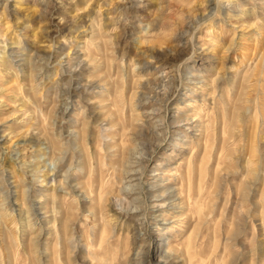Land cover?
Here are the masks:
<instances>
[{"label": "rangeland", "instance_id": "1", "mask_svg": "<svg viewBox=\"0 0 264 264\" xmlns=\"http://www.w3.org/2000/svg\"><path fill=\"white\" fill-rule=\"evenodd\" d=\"M228 6L232 12L225 11ZM240 9L248 15L238 18L227 14ZM90 14L100 20L94 26ZM154 19L159 21L155 26L150 22ZM150 23H153L151 27ZM101 25L105 26L106 39L111 43L108 55L115 66L110 73H117L112 74L111 80L114 83L120 78V85L121 77H125L121 100L107 92H84L82 85L70 81L71 64L76 62L78 54L83 56L84 48L93 49L90 37L93 28ZM22 39L27 44L26 52L33 57L41 54L42 59L37 62L44 65V70L31 69L25 51H11L17 46L16 41ZM0 43L11 55L14 74L11 77L0 67V170L5 169L6 173L14 170L20 183L56 187L63 194L66 192L62 217L75 214V227L70 238H65L67 243L63 236L55 234L58 222L54 231L45 230L41 234L38 253L31 259L34 262L37 255L34 264H264V76L258 81L257 76L251 77L252 71L264 64V0H0ZM70 58H74L71 63ZM81 67L74 80L85 82L92 77L94 69L88 64ZM108 72L104 68L99 70L97 75L102 74L98 78ZM147 81L150 83H146V88L139 84ZM142 87L150 95L134 102L135 96L132 98L131 94ZM105 98L106 102H101ZM115 100L118 102H113ZM155 102L161 106L158 111L152 110ZM118 106H125L122 109H125L126 120L141 116L142 121L156 125L155 130L163 132V135H151L149 159H140L144 164L142 172L127 174L123 168L112 164L121 155L112 152L111 138L102 136L111 131L103 119L108 109L115 112ZM238 106L244 109V121L234 122L233 111L236 112ZM177 108L183 111L184 120L172 124L170 121L177 116ZM225 109L229 116L224 117ZM78 129L85 132L81 141L83 151L78 146L70 148L68 143ZM119 136L115 141H119ZM206 139H209V147L205 153L206 191L202 214L185 201L180 212L187 216L177 218L173 212V217L170 215L167 221H156L151 213L162 212L158 209L173 211L171 201L163 198L165 196L155 199L145 194L139 201L133 198L140 190L149 191L150 182L161 177L180 188V173L193 162L200 165ZM51 142L59 143V149H54ZM34 143L38 145L32 146ZM65 149H68L66 153ZM137 157L139 160L142 156ZM80 163L84 167L82 171ZM37 166L42 169V173L37 172L39 175L32 171ZM172 168L174 171H170ZM251 168L257 177L251 173ZM199 174L197 172L196 176ZM99 176L108 182L115 178L107 184L110 194H105L102 201L95 197L98 192L88 196L85 190L91 184L90 179L97 177L98 191ZM136 181L140 185L135 190L121 193L122 185ZM115 195L126 198L125 208L115 205L118 201ZM21 200L19 196V204ZM71 203L78 210L71 209ZM154 203L158 205L152 207ZM133 204L139 208L135 209ZM85 205L93 206L95 214L84 211ZM16 208L20 209L18 205ZM15 216L19 218L18 211ZM5 229H8L6 224ZM103 229L110 234L102 241ZM8 232L14 235L11 229ZM32 235L19 237L23 236L25 243H30ZM64 241L66 244H62ZM188 243L192 244L190 252L193 254L186 257L184 251ZM13 245L14 252L15 243ZM4 251L0 258L5 263L0 259V264H9L8 251ZM28 262L21 250L13 264Z\"/></svg>", "mask_w": 264, "mask_h": 264}, {"label": "bare ground", "instance_id": "2", "mask_svg": "<svg viewBox=\"0 0 264 264\" xmlns=\"http://www.w3.org/2000/svg\"><path fill=\"white\" fill-rule=\"evenodd\" d=\"M255 2V1H254ZM80 3V2H79ZM242 8V7H241ZM262 8V7H261ZM213 9V8H212ZM225 11H231L232 12V9L230 6H228V8L226 9L225 8ZM235 11V10H233ZM236 13L234 14H231V13H227L229 16L232 15V16H236L238 18H242L244 15L247 16L248 15V12H246L245 10H236L235 11ZM100 13V12H99ZM150 14V13H149ZM100 16L102 15V13L99 14ZM90 17L92 19V23H93V26L95 24H97L96 22H99V18L97 16H92L90 14ZM217 17V16H216ZM159 18V17H158ZM101 19V18H100ZM156 19V18H155ZM154 21H150V22H154V25L155 26V22H159L157 20ZM260 21V20H259ZM102 22V21H101ZM216 22V21H215ZM151 24L153 23H150V27H151ZM158 26V25H157ZM97 28H93L94 31H93V34L92 36L90 37L91 40H90V45H94L93 46V49L90 48V50H87L88 47L84 48V51L82 53L84 57L82 60L79 61L80 59V55L78 54L76 56V62L74 64H71V67H70V81L71 82H75L76 84L79 85H82L83 86V91H92V92H97L98 94H103L105 92L108 93V95H112L114 94L115 97L114 98H118L119 100H121L123 98V88H124V83L126 82L125 81V77H121V83L119 85V82H120V78H118V80L116 82L113 83V81L111 80L112 78V74L110 73L112 69V67L114 68L115 65L112 64L111 62V58H109V55H108V40L106 39V35H105V32H106V28L105 26H96ZM219 27V26H218ZM154 29V28H153ZM263 29V28H262ZM162 31V30H161ZM260 34V33H259ZM24 35V34H23ZM162 35V34H161ZM158 36V35H157ZM24 38V36H22ZM17 43V46L15 48H13L11 51L12 52H15V53H23L25 50H26V42H25V39H22L19 40L18 42L16 41ZM1 44V43H0ZM89 44V43H88ZM87 44V45H88ZM111 44V43H110ZM109 44V45H110ZM229 44V43H228ZM14 46V45H13ZM90 47V46H89ZM9 48V47H8ZM11 49V48H10ZM10 51V52H11ZM264 51V50H263ZM8 49L7 47L5 46V48H2L0 46V67L4 68V70H6V72L8 74L12 76H14V74L12 73V66H11V62L12 60L10 59L11 55L8 54ZM26 52V51H25ZM258 53V52H257ZM39 54V53H38ZM117 54V53H116ZM24 55H27L28 57V65L30 67H32L31 69H36V68H39L41 70H44V65L41 64V63H38L37 62V59L40 60L42 58H40L41 54L37 55L36 57H33L31 54H29V52H26L24 53ZM80 56V57H79ZM261 56V55H260ZM264 56V55H263ZM112 57V56H111ZM113 58V57H112ZM142 58V56H141ZM74 58H70L69 59V62L71 63V61L73 60ZM144 59V58H143ZM121 60H123V58H121ZM259 60V59H258ZM42 61V60H41ZM56 61V60H55ZM122 62V61H121ZM84 63V64H83ZM83 64V65H82ZM90 65L92 66V68L94 69V71L92 72L93 75H91L92 77L88 78L85 80V82H81V81H77V80H74L76 78H78L75 73H77V70L79 67L81 66H85V65ZM146 63H144L145 65ZM183 64V63H182ZM250 66V65H249ZM82 68V67H81ZM103 68L105 69V72L106 70H109L108 73H105L103 78L99 79L98 77L101 76L102 73H100L99 75H97V72L99 70H103ZM119 68V67H118ZM250 69V68H249ZM111 70V71H110ZM32 71V70H31ZM92 71V70H91ZM250 72V71H249ZM38 73V72H37ZM94 73H96V75H94ZM186 75L188 74V72H185ZM238 73V72H237ZM236 73V74H237ZM34 74V72H33ZM117 74V73H115ZM113 74V75H115ZM6 75V74H5ZM80 75V74H79ZM196 75V74H195ZM248 75V74H247ZM35 76V75H34ZM250 76V75H249ZM257 76V81L260 80L259 78L264 76V64H261L260 66H258L254 71H252V78L253 77H256ZM37 77V76H36ZM35 77V78H36ZM34 78V77H33ZM115 78V77H114ZM127 78V77H126ZM248 78V77H247ZM232 79V78H230ZM264 79V78H262ZM116 80V78H115ZM233 80V79H232ZM237 80V79H236ZM245 81L247 80L246 77L244 79ZM252 80V79H250ZM112 81V82H111ZM142 81V80H140ZM230 81V80H229ZM235 81V80H234ZM27 82V81H26ZM138 82V81H137ZM244 82V81H243ZM250 82V81H249ZM252 82V81H251ZM113 83V84H112ZM146 83H150L149 81L147 82H139V84H141L142 86H144V88H146ZM154 83V82H153ZM238 83V82H237ZM242 83V82H241ZM257 83V82H256ZM262 83V82H261ZM235 84V82L233 83ZM240 84V83H239ZM243 84V83H242ZM240 84V85H242ZM245 84V83H244ZM140 85V86H141ZM238 85V84H237ZM236 85V86H237ZM251 85V83H250ZM258 85V84H257ZM69 86V85H68ZM239 86V85H238ZM261 86V85H260ZM27 87V86H26ZM31 87V86H30ZM35 89V88H34ZM236 89V88H235ZM237 90V89H236ZM54 91L56 92L57 91V88L54 89ZM113 91V92H112ZM139 91V92H138ZM137 92H133V94H131L132 98H134L135 96V100H133L134 102H139L143 99V97L145 95H148L150 92H147L146 90L143 89H139ZM239 91V90H238ZM59 92V91H58ZM218 92V91H217ZM245 92V91H244ZM258 93V92H257ZM190 94V93H189ZM150 95V94H149ZM206 95V94H205ZM189 96V95H188ZM223 96V95H222ZM241 96V94H240ZM153 97H156V99L158 100V97H157V94H154ZM239 97V96H238ZM248 97V96H246ZM15 98V97H14ZM20 98V97H19ZM221 98V97H220ZM237 98V96H236ZM255 98V97H254ZM258 98V97H257ZM108 99V98H107ZM213 99V98H212ZM225 99V98H224ZM238 99V98H237ZM236 99V100H237ZM241 99V98H240ZM20 100V99H19ZM105 99L101 100V102H106ZM113 100V99H112ZM247 100V99H246ZM131 101V100H130ZM211 101V100H210ZM223 101V100H222ZM237 101H240V100H237ZM236 101V102H237ZM113 102H118L117 100L113 101ZM112 102V103H113ZM122 103V101H120ZM249 102V101H248ZM262 102V101H261ZM260 102V103H261ZM230 103V102H229ZM133 104V102H132ZM136 103H134L135 105ZM237 104V103H236ZM235 104V105H236ZM114 106L117 105V103H114L113 104ZM224 105V104H223ZM228 105V103H227ZM239 105V104H237ZM260 105V104H259ZM18 106V105H17ZM23 106V104H22ZM120 106V105H119ZM117 107L119 109H117L115 112L112 111L111 109L107 110V115L104 117L103 120H106L107 121V127L110 128V133L107 132L106 134L104 133L102 136H109L111 138V140L113 141L110 145V147L112 148V152L114 151L115 155H121L120 158H115L114 161H112V164L113 166L115 165L117 168L121 167L123 168L124 172L129 174L132 172H142L143 171V165H142V162H141V158H146V159H149V155H150V152H149V148H150V138H151V135H156V136H159L161 135L163 132H158L155 130V126L156 125H153L151 123H148L147 121H142V117L140 116L137 117H133L132 119L129 117L127 118H124L123 114H124V110L120 107ZM136 106V105H135ZM152 106H154V108L152 109L153 111H158L160 110L161 106H159L156 102L154 104H152ZM225 106V105H224ZM233 106V105H232ZM247 107V106H246ZM249 107V105H248ZM27 108V107H26ZM226 108V107H225ZM234 108V107H233ZM239 108V106L237 107ZM251 110V107H249ZM178 109V114L176 117H174L172 119V121H170L172 124L173 122L174 123H177L181 120H184V116H183V111L182 113L180 112L181 109L177 108ZM183 109V108H182ZM195 109V108H194ZM207 109V108H206ZM242 108H239L237 109L236 112L233 111V121L234 122H237L239 120H243L244 116L243 114L245 113H242V111L244 110H241ZM184 110V109H183ZM204 110V109H203ZM234 110V109H232ZM247 110V108H246ZM194 111V110H193ZM219 111L221 112V110L219 109ZM252 111V110H251ZM250 111V112H251ZM185 112V111H184ZM201 112V111H200ZM244 112V111H243ZM249 112V111H248ZM30 114V113H29ZM133 114V113H132ZM136 114V113H135ZM219 114V113H218ZM229 116V113H228V110L225 109L224 111V117L225 115ZM249 114V113H248ZM43 115V114H42ZM197 115V114H196ZM114 116V118H112ZM158 117H165V115H160L158 114L157 115ZM246 116V115H245ZM249 116V115H248ZM189 117V116H188ZM194 117V116H193ZM199 117V116H198ZM201 117V116H200ZM203 117V116H202ZM227 117V116H226ZM223 118V116H222ZM231 119V118H230ZM213 120V119H212ZM225 120V119H223ZM227 120H229L227 118ZM226 121V120H225ZM224 121V122H225ZM244 121V120H243ZM34 122V121H33ZM46 122V121H45ZM222 122V121H221ZM231 122V121H230ZM36 123V122H35ZM213 123V122H212ZM227 123V122H226ZM244 123V122H243ZM242 124V122H241ZM264 124V123H263ZM200 125V124H199ZM214 125V124H213ZM218 125V124H217ZM260 125V124H259ZM223 126V124H222ZM225 126V125H224ZM230 126V125H229ZM228 126V127H229ZM236 126V125H235ZM235 126H233L235 128ZM171 127V126H170ZM226 127V126H225ZM233 127L231 126V128L233 129ZM151 128H153V131H151ZM204 128V127H203ZM230 128V130H232ZM241 128V127H240ZM202 129V127H201ZM200 129V130H201ZM207 129V127L205 128ZM8 130V129H7ZM121 131V132H120ZM207 131V130H206ZM239 131V130H238ZM210 132V131H209ZM16 133V132H15ZM45 133V132H44ZM203 133V132H202ZM234 133V132H233ZM238 133V132H237ZM72 134V133H71ZM119 137H117V139L119 140L118 142L115 141V138L117 135H119ZM198 134V133H197ZM201 134V133H200ZM206 134V133H205ZM204 134V135H205ZM244 134V133H243ZM46 135V133H45ZM163 135V134H162ZM47 136V135H46ZM83 136H85V132L81 129H78L76 130V133H74L73 136L70 137L68 143H69V146L70 148L73 147V146H78L79 147V150L80 151H83V143H81L82 141V138ZM165 136V135H164ZM211 136V135H210ZM231 136V135H230ZM262 136V135H261ZM201 137H203V135H201ZM205 137V136H204ZM233 137V136H231ZM258 137V136H257ZM100 138V137H99ZM236 138V137H235ZM153 139V138H152ZM84 140V139H83ZM208 140L209 139H206V142L204 143V145H202V148L204 150L203 152V156L202 158L200 159V165L198 164H194V162L192 164H189L188 166V169L187 170H184V172L180 173V181H181V187H182V190H178L177 189H181L176 188V186H172L171 184H168L165 180H166V177H161L160 175V179L158 180H154L153 182H150V189L149 191H145V190H140L138 196L134 197L133 198V201H139V199H141V197L143 196V194L146 195V197L148 198H160V197H163L167 200H170L171 201V205L173 206V211L172 209L168 210V209H158V211H162L160 212L159 214L158 213H154L152 212L151 214L153 215V219H156V221H159V220H164V221H167L168 219H170V215L173 217L172 214H174L173 212H176L175 213V217L177 218H180L181 216L185 215V213H181V209L182 207L184 206L183 205V202H187L188 204L190 205H194L197 210L199 212H201L203 210V198H204V195H205V191H206V182H205V179H204V164L206 162V158H205V153L208 152ZM251 140V139H250ZM200 141V140H199ZM198 141V142H199ZM240 141V140H239ZM230 142V141H229ZM52 143V142H51ZM158 143V142H157ZM251 143V142H250ZM53 144V143H52ZM59 144V143H58ZM56 143H54L52 146L54 149H59V145ZM199 144V143H198ZM35 145H38V143H34V145L32 146H35ZM194 146V145H193ZM201 146V145H200ZM259 146V145H258ZM226 147V146H224ZM75 148V147H74ZM259 148V147H258ZM239 149V148H238ZM237 149V150H238ZM62 150V149H61ZM68 149H65V152H67ZM71 150V149H70ZM87 149H85L86 151ZM185 150V149H184ZM191 150V149H190ZM202 150V151H203ZM236 150V149H235ZM233 150V151H235ZM228 151V150H227ZM257 151V150H256ZM98 152V151H97ZM230 152V151H229ZM236 152V151H235ZM62 154V152H60ZM87 153V151H86ZM85 153V154H86ZM113 153V155H114ZM240 153V152H239ZM252 153V152H251ZM84 154V153H83ZM97 154V153H96ZM253 154H255L253 152ZM81 155V153H80ZM87 155V154H86ZM95 155V154H94ZM100 155V154H99ZM137 155H140L142 157L138 159ZM208 155V154H207ZM224 155V154H223ZM89 157V155H87ZM105 156V155H104ZM241 156V155H240ZM86 157V156H85ZM216 157V156H215ZM249 157V156H248ZM62 158V157H61ZM64 158V157H63ZM62 158V159H63ZM67 158V156H66ZM82 158V157H81ZM91 158V157H89ZM103 158V156H102ZM106 158V156H105ZM61 159V161H62ZM88 159V158H87ZM189 159V158H188ZM228 159V158H227ZM252 159V157H251ZM81 160V159H80ZM85 158L82 160V163L84 162ZM90 160V159H89ZM97 160H99L97 158ZM109 160V159H108ZM254 160V159H253ZM65 161V160H64ZM103 161V160H102ZM27 162V161H26ZM99 162V161H98ZM97 162V163H98ZM184 162V161H183ZM77 163V162H76ZM86 163V162H85ZM107 163V162H106ZM198 163V162H197ZM236 163V162H235ZM252 163V162H251ZM254 163V162H253ZM93 164V163H92ZM101 163L99 162L98 165H100ZM104 164V163H103ZM111 164V163H109ZM79 165V164H78ZM97 165V164H96ZM254 165V164H253ZM80 168H81V171L84 170L82 168H84L82 166V164L80 163ZM88 166V164H87ZM90 166V165H89ZM103 166V165H102ZM97 167H100V166H97ZM105 167V165H104ZM103 167V168H104ZM139 167V168H137ZM43 168V167H42ZM79 168V167H78ZM90 168V167H89ZM92 168V167H91ZM94 168V167H93ZM102 168V167H100ZM106 168H109L108 166ZM216 168V167H215ZM70 169V168H69ZM68 169V170H69ZM98 169V168H97ZM173 169V170H172ZM170 169V171H174V168ZM176 169V168H175ZM5 170V169H4ZM3 169L0 170V254H2L1 252L2 251H8L7 252V261L9 264H13L20 256V253H21V250L24 252L25 255H27V259L29 260L28 264H34L35 263V258L36 257L34 256V262L33 260V257L32 255L36 254V252L38 253V245H39V237L41 236V234L47 230L49 233H51L52 231H54V227H55V224L56 222H58V227H57V230L55 234H59L60 236H63L64 239L65 238H68L69 236H71L70 234L72 233L71 231L73 230V228L75 227V214L74 216H66L65 218L62 217V213L64 212V201L67 200L65 199V195L66 192L63 194L62 192H59L57 190V188L55 189H51V188H45V187H42V186H37L35 183H30V184H26V183H20V181H18L16 179V176L14 174V170H10V173H6ZM32 170V169H31ZM41 167L40 166H37V167H34V169L32 171L34 172H41ZM92 170V169H91ZM108 172H109V169H107ZM114 170V169H113ZM158 170V168H157ZM256 170V169H255ZM79 171V170H78ZM93 171V170H92ZM101 171V170H100ZM115 171V170H114ZM176 172L178 170H175ZM207 171V170H206ZM249 171V170H248ZM251 173L253 172L254 173V169L251 168ZM249 171V173H250ZM257 171V170H256ZM259 171V170H258ZM33 172V173H34ZM69 172V171H68ZM86 172H87V168H86ZM103 172V171H102ZM107 172V171H106ZM113 172V171H112ZM162 172V171H161ZM176 172H174V174H176ZM199 172V176L197 175L196 176V173ZM229 172V171H228ZM32 173V174H33ZM42 173V172H41ZM91 173V172H90ZM223 173V172H222ZM29 174V173H28ZM38 174V173H37ZM88 174V173H87ZM110 174V173H109ZM171 174V173H170ZM178 174V172H177ZM208 174V173H207ZM255 174V173H254ZM39 175V174H38ZM46 175V174H44ZM94 175V174H93ZM101 175V174H99ZM173 175V174H172ZM179 175V174H178ZM89 176V175H88ZM92 176V175H91ZM94 176H98L97 175H94ZM108 176L107 174L105 175V177ZM111 176V175H110ZM163 176V175H162ZM196 176V177H195ZM219 176V175H218ZM221 176V175H220ZM250 176V175H249ZM255 176L257 177V174H255ZM112 177V176H111ZM115 177V175H114ZM132 177V176H131ZM168 177V176H167ZM13 179L12 181H10V179ZM39 178V177H38ZM78 178V177H77ZM99 180L98 182L100 183V185L98 186L99 189L97 191V187H96V182H97V177H93V179H90V186L89 188H86V194L88 196H91L92 194H94V192H98L96 193L97 195H95L96 198H98L97 200H100L102 201L106 195H108L109 193V190L106 189L107 188V184H110V182H114L113 180H109L110 182H108V180L104 179L102 177L99 176ZM110 178V177H109ZM117 178V177H116ZM120 178V177H119ZM169 178V177H168ZM178 178V179H179ZM215 178V177H214ZM118 179V178H117ZM175 179V178H174ZM218 179V178H217ZM45 180V179H44ZM127 180V179H126ZM169 180V179H168ZM40 181V180H39ZM116 181V180H115ZM170 181V180H169ZM177 181V180H176ZM215 181V179H214ZM218 181V180H217ZM30 182V181H29ZM219 183V181L217 182ZM216 183V184H217ZM224 183V182H223ZM238 183H241V182H238ZM47 184V183H46ZM50 184V183H49ZM52 184V183H51ZM80 184V183H79ZM84 184V183H83ZM82 184V186H83ZM220 184V183H219ZM85 185V184H84ZM114 185V183H113ZM140 185V182L139 181H136V182H130V183H127L126 185H122V188H121V193L125 192V193H130L132 190H135L137 186ZM52 186V185H51ZM81 186V187H82ZM87 186V185H86ZM220 186H222V184H220ZM110 188L112 186H109ZM114 187V186H113ZM142 187V186H141ZM217 187V186H216ZM140 188V187H139ZM222 188V187H221ZM224 188V187H223ZM80 189V188H79ZM114 189V188H112ZM217 189V188H216ZM235 189V188H234ZM247 189V188H246ZM249 189V188H248ZM177 190V191H176ZM82 191V190H81ZM235 192V191H234ZM112 193H113V190H112ZM221 193V192H219ZM70 194V193H69ZM85 194V195H86ZM106 194V195H105ZM110 194V193H109ZM73 195V194H72ZM83 195V194H82ZM86 195V197L88 198V196ZM105 195V196H104ZM218 195V194H217ZM19 196L22 197L23 200L21 204H19ZM109 196V195H108ZM107 196V197H108ZM117 198H118V201L116 202L115 205H118L120 206L121 208H125L126 207V204H125V197H123L122 195H115ZM94 197V196H93ZM95 197L93 198V200L95 199ZM145 197V198H146ZM69 198H72L71 196ZM144 198V197H143ZM176 198V199H174ZM77 199V198H76ZM147 199V198H146ZM177 200V201H174V200ZM218 199V198H216ZM251 199V198H250ZM69 200V199H68ZM92 200V201H93ZM108 200V199H107ZM145 200V199H144ZM213 200V199H212ZM239 200V199H238ZM71 201V200H69ZM141 201V200H140ZM143 201V200H142ZM173 201V202H172ZM218 201V200H217ZM73 202V200H72ZM77 202V201H76ZM75 202V203H76ZM127 202V200H126ZM167 202V201H166ZM69 203V202H68ZM130 203V201H129ZM165 203V202H164ZM237 203V202H236ZM256 203V201H255ZM89 204V203H88ZM163 204V203H162ZM17 205L20 207V209L17 210ZM78 205V204H77ZM76 205V206H77ZM87 205V204H86ZM84 206V211H89L91 214H95V212L93 211L92 207L93 206H89L87 208V206ZM92 205H93V202H92ZM97 205V204H96ZM158 204H153L152 207H155L157 206ZM95 206V205H94ZM135 209L139 208V205H136V204H133L132 205ZM241 206V205H240ZM151 207V206H150ZM171 207V206H170ZM188 207V206H187ZM70 208L73 209L75 211V204L71 203L70 204ZM80 208V207H79ZM240 208V207H239ZM77 209V208H76ZM78 210V209H77ZM83 210V209H82ZM239 210V209H237ZM257 210V209H256ZM18 211V215H19V218H17L15 215H16V212ZM101 211V210H100ZM240 211V210H239ZM72 212V211H71ZM78 212V211H77ZM76 212V213H77ZM122 211H120L119 213H121ZM209 212V211H208ZM242 212V210H241ZM189 213V212H187ZM235 213V212H234ZM66 214V213H64ZM63 214V215H64ZM68 214H72V213H68ZM99 214V213H98ZM193 214V213H192ZM202 214V212H201ZM89 215V214H88ZM208 215V214H207ZM77 216V215H76ZM86 216V215H85ZM187 216V215H185ZM89 217V216H88ZM93 217V216H92ZM102 217V216H101ZM241 217V216H240ZM141 218V217H140ZM147 218V217H146ZM176 218V219H177ZM186 218V217H185ZM189 218V217H188ZM200 218V217H199ZM96 219V218H94ZM98 219V218H97ZM96 219V220H97ZM173 219V218H172ZM175 219V218H174ZM187 219V218H186ZM201 219V218H200ZM78 220V219H77ZM93 220V219H92ZM181 220V219H180ZM199 220V219H198ZM51 222H54L53 225H51ZM77 222V221H76ZM96 222V221H95ZM175 222V221H174ZM246 222V221H245ZM226 223V222H225ZM5 224H6V227H8V229H5ZM201 224V223H200ZM220 224V223H219ZM106 225V224H105ZM197 225V224H195ZM199 226V225H198ZM215 226V225H214ZM104 228V227H103ZM108 228V227H107ZM106 228V229H107ZM11 229V233H13L14 235L10 234V231ZM100 229V228H99ZM106 229H103L102 233H101V240L103 241L104 239V236L107 237L110 233L107 232ZM8 230V231H6ZM101 230V229H100ZM99 230V231H100ZM98 231V230H97ZM95 231V233L97 232ZM105 231L107 232V235H105ZM109 231V230H108ZM231 231V230H230ZM35 233V234H34ZM25 236V235H28V234H33L32 236H30V243H25V240L22 239L21 235ZM73 234V233H72ZM100 234V233H99ZM98 234V237H100ZM249 235V234H248ZM81 237V236H80ZM58 238V236H57ZM70 238V237H69ZM109 238V237H108ZM60 239V238H59ZM228 240V239H227ZM27 241V240H26ZM66 241V239H65ZM62 243V244H66V243ZM99 241V240H98ZM105 241V240H104ZM69 242V241H68ZM71 242V241H70ZM97 242V241H96ZM100 242V241H99ZM108 242V241H107ZM106 242V243H107ZM197 242V241H196ZM237 242V241H236ZM15 243V250L13 252V249L11 250V248H13V244ZM95 242H93L94 244ZM193 243V242H192ZM61 244V243H59ZM91 244V243H90ZM103 244H105L103 242ZM102 244V245H103ZM109 244V243H108ZM107 244V245H108ZM69 245V244H68ZM110 245V244H109ZM170 245V244H169ZM225 245V244H224ZM56 246H57V243H56ZM75 246V245H74ZM93 246V245H92ZM101 246V245H100ZM99 246V247H100ZM176 246V245H175ZM179 246V245H178ZM21 247V248H20ZM62 247V246H61ZM66 247L63 245V248ZM72 247V246H71ZM62 248V249H63ZM170 248V247H169ZM181 248L178 247V249ZM192 248V244L191 243H188L187 246H186V250L184 251V253H186V257H187V254L188 256H192L190 250ZM47 249V248H46ZM50 249V248H49ZM61 249V250H62ZM171 249L173 250L174 248L171 247ZM232 249V248H231ZM182 250V249H181ZM195 250V249H193ZM4 251V252H5ZM171 251V250H169ZM174 251V250H173ZM177 251V250H176ZM194 252V251H193ZM197 252V251H195ZM51 253V252H50ZM59 253H61L59 251ZM65 253V252H64ZM172 253V252H171ZM178 253V252H177ZM198 253V252H197ZM165 254V253H164ZM174 254H175V251H174ZM4 255V254H3ZM63 255V254H62ZM172 255V254H171ZM181 255V254H180ZM184 255V256H185ZM198 255V254H197ZM1 256V255H0ZM67 256V255H66ZM178 256V255H176ZM183 256V258H185ZM2 257V256H1ZM52 257V256H50ZM54 257V256H53ZM61 257V255H60ZM171 257V256H170ZM175 257V256H174ZM182 257V256H181ZM55 258V257H54ZM179 258V257H177ZM197 258V257H196ZM1 261H2V258H0ZM172 259V258H171ZM6 260V259H4ZM30 260H31V263H30ZM50 260H54L53 258H51ZM62 259H60L61 261ZM174 260V259H173ZM181 260V259H180ZM185 260V259H183ZM176 261H179V260H176ZM223 261V260H222ZM221 261V262H222ZM3 262V261H2ZM48 262V261H47ZM54 262V261H53ZM184 262V261H183ZM189 262V261H188ZM5 263V261L3 262ZM61 263V262H60ZM218 263V262H217Z\"/></svg>", "mask_w": 264, "mask_h": 264}]
</instances>
